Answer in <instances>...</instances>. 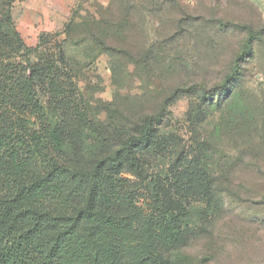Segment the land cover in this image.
Segmentation results:
<instances>
[{
  "label": "rangeland",
  "instance_id": "rangeland-1",
  "mask_svg": "<svg viewBox=\"0 0 264 264\" xmlns=\"http://www.w3.org/2000/svg\"><path fill=\"white\" fill-rule=\"evenodd\" d=\"M263 27L247 0H0V116L23 135L40 128L19 91L33 72L73 168L152 117L150 145L125 157L120 186L151 212L142 167L168 206L191 211L175 264H264V33L231 95L208 105L191 89L224 83L249 30Z\"/></svg>",
  "mask_w": 264,
  "mask_h": 264
},
{
  "label": "trees",
  "instance_id": "trees-1",
  "mask_svg": "<svg viewBox=\"0 0 264 264\" xmlns=\"http://www.w3.org/2000/svg\"><path fill=\"white\" fill-rule=\"evenodd\" d=\"M263 33L264 27L249 30L219 87L191 88L202 103L211 105L217 94L231 95L228 85L241 77L243 59ZM35 77L33 72L24 74L19 91L40 128H28L23 135L3 124V112L0 116V264H175L176 244L191 231V211L168 206L161 184L142 167L151 212L144 213L120 186L125 157L138 146L150 145L153 118L110 154L95 156L89 166H66L62 123L49 120L46 125L48 113ZM8 93L0 81L2 111ZM198 172L206 175V168Z\"/></svg>",
  "mask_w": 264,
  "mask_h": 264
},
{
  "label": "crops",
  "instance_id": "crops-1",
  "mask_svg": "<svg viewBox=\"0 0 264 264\" xmlns=\"http://www.w3.org/2000/svg\"><path fill=\"white\" fill-rule=\"evenodd\" d=\"M251 2L253 5L259 7L260 10H262L263 18H264V0H258L255 2L254 0H247Z\"/></svg>",
  "mask_w": 264,
  "mask_h": 264
}]
</instances>
